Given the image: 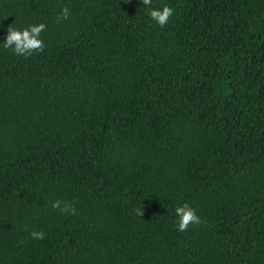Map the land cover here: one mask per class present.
<instances>
[{
  "label": "trees",
  "instance_id": "obj_1",
  "mask_svg": "<svg viewBox=\"0 0 264 264\" xmlns=\"http://www.w3.org/2000/svg\"><path fill=\"white\" fill-rule=\"evenodd\" d=\"M0 264H264V0H0Z\"/></svg>",
  "mask_w": 264,
  "mask_h": 264
},
{
  "label": "clouds",
  "instance_id": "obj_2",
  "mask_svg": "<svg viewBox=\"0 0 264 264\" xmlns=\"http://www.w3.org/2000/svg\"><path fill=\"white\" fill-rule=\"evenodd\" d=\"M142 4L149 6L152 4V0H142ZM148 14L155 21L156 25L162 28L168 24L174 14V9L165 5L160 9L151 10ZM69 16V8L64 7L59 13L58 18L66 20ZM46 27L43 23L29 25L23 30H17L9 26L3 46L5 49H11L18 56L28 57L33 53H39L44 48V42L40 37L41 33L46 30ZM52 207L58 209L61 214L75 215L76 213L75 206L69 201L56 200L52 203ZM141 215L142 211L140 210ZM175 215L178 217L177 230L181 232H186L193 225L200 226L206 224V221H203L187 203L177 206L175 208ZM30 235L34 239H44L43 231H33Z\"/></svg>",
  "mask_w": 264,
  "mask_h": 264
}]
</instances>
